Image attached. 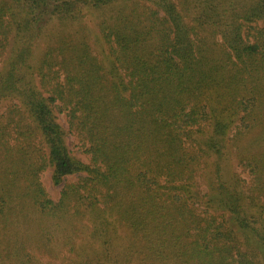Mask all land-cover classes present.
Here are the masks:
<instances>
[{
	"label": "trees",
	"instance_id": "trees-1",
	"mask_svg": "<svg viewBox=\"0 0 264 264\" xmlns=\"http://www.w3.org/2000/svg\"><path fill=\"white\" fill-rule=\"evenodd\" d=\"M262 20L264 0H0V264L63 226L74 264H264Z\"/></svg>",
	"mask_w": 264,
	"mask_h": 264
},
{
	"label": "rangeland",
	"instance_id": "rangeland-1",
	"mask_svg": "<svg viewBox=\"0 0 264 264\" xmlns=\"http://www.w3.org/2000/svg\"><path fill=\"white\" fill-rule=\"evenodd\" d=\"M259 24L264 25V20L260 21ZM7 104H8L7 101L0 102V112H3L6 109ZM59 118H60V121L63 123L64 127L67 128L68 124H67L65 115L61 113L59 114ZM68 143L70 147L72 148L75 155L81 157L83 161L85 162L88 161V157L81 152L77 139H75V137L71 134L68 136ZM232 163H233V170L241 172V175L244 178L248 179V174L246 172H243L241 168L238 167V165L236 164V160H234ZM77 176L78 175L67 176V177H68V180H76ZM41 179H42V182L47 192L50 194L51 198L53 200L58 199L60 196L61 185H55L53 183L52 168L46 169L41 174ZM197 180L198 181H197L196 189L200 193H204L207 190V185H206L204 178L198 177ZM227 218L230 219L229 216H227ZM229 224H230V221H229ZM231 225H233V228L238 231L234 223H231ZM70 228H71L70 226H63V228L60 229V235L58 236V239H56L55 242L50 244L48 247H44L40 249L39 251H32L31 253L32 260L36 261L38 264H74L73 262L74 254L67 253V250L64 244H62V240L65 239L63 237L68 235V233L71 230ZM90 232H91V229L89 228V226H85L84 228H82L83 238L79 240V243H83V246L81 247V252L83 254H87L91 250L97 251V249L94 248L92 245L90 248V243H91L90 242L91 238L89 237ZM96 245H98V243H96ZM55 252L57 253L54 256L53 254ZM128 264H137V262L131 259Z\"/></svg>",
	"mask_w": 264,
	"mask_h": 264
}]
</instances>
